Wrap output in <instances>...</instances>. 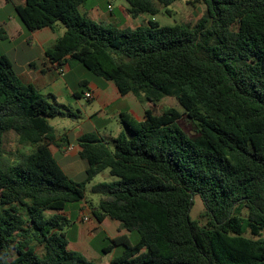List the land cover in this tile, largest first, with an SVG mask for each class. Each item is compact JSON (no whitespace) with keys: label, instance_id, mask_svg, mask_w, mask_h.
Listing matches in <instances>:
<instances>
[{"label":"trees","instance_id":"trees-1","mask_svg":"<svg viewBox=\"0 0 264 264\" xmlns=\"http://www.w3.org/2000/svg\"><path fill=\"white\" fill-rule=\"evenodd\" d=\"M8 1L31 33L65 28L46 51L55 68L79 64L122 96L154 106L174 98L184 112L147 110L142 122L124 113L126 131L112 142L85 134L88 168L75 183L50 149L60 147L50 120L70 107L0 57V264H95L69 249L64 212L105 171L119 180L92 188L96 220L140 236L135 245L109 239L104 254L124 248L109 264H264V0H203L206 15L193 26L150 20L135 30L88 19L80 8L89 0ZM125 1L129 15L155 18L178 0ZM9 39L0 25V42ZM184 117L196 135L178 125ZM9 133L31 153L8 161ZM192 196L203 200L205 227L191 218Z\"/></svg>","mask_w":264,"mask_h":264},{"label":"crops","instance_id":"crops-1","mask_svg":"<svg viewBox=\"0 0 264 264\" xmlns=\"http://www.w3.org/2000/svg\"><path fill=\"white\" fill-rule=\"evenodd\" d=\"M6 3L10 2L8 0H0V6ZM85 5L83 7H85ZM109 7H112V11H110ZM128 9L129 5L125 0L120 5V8L115 7L114 0H107L105 10L98 4L92 6L89 10H85L82 15L103 26H114L120 29L132 30L142 27L150 20L157 21V16L152 19H148V16L143 14L133 17L129 15ZM0 25L6 28L9 34V40L18 39L19 45L24 51H38V56L31 60L15 59V61H13L6 54L2 56H6L10 59L19 79L24 84L34 86L44 95H54L59 105L71 107V105L75 103V105L77 104L78 106L82 99L96 103L99 107V112L96 113L95 116L97 121L100 120L101 126H104V123L109 120V110L113 111L111 115L114 118L120 119L122 114L128 113L139 122L145 120V113L147 110L152 111L155 115H160V113L156 111L157 106L140 100L134 94L130 93L126 96H122L117 86L111 81L95 76V78L86 79L79 64L66 65L61 69L55 68L53 64L46 59V51L53 47L65 34L66 30L62 25H57L54 29L48 28L31 33L23 28L15 16L13 19H8L7 21L0 20ZM74 73H77V76L79 73H81V75L78 76V78L74 77V79H71ZM87 94H90L92 99H87ZM89 119L91 120V118ZM78 128L79 129L74 133L73 140L71 132L67 133L63 138L57 136V143L60 147L52 146L50 148L56 160H58L57 156L61 158V163L57 162L67 176L68 173H66V170L73 172L79 161L78 159H80L78 141L85 134L95 133L106 142H112L121 133L126 131L122 124H119L118 131L113 133L108 132L103 135L95 131L87 133L81 129L80 125ZM73 141L76 142V144H73ZM64 168L67 169L65 170ZM100 200L101 198L98 197L97 203H90L89 201L91 200L87 198L86 201L80 204V209L82 211L81 221L83 217L87 216L90 221L93 218L96 220L94 212H98L97 208ZM64 215L67 218L70 216L66 210ZM96 232H100L101 234L104 233L107 239L112 240L121 236H127L129 238V233L122 229L119 222H113V220L106 218L102 223L97 221L96 225L82 230L80 235H78L73 242H69V249L83 254L85 258L92 261L100 262L103 259L102 255L91 247V244L97 238L95 235Z\"/></svg>","mask_w":264,"mask_h":264},{"label":"rangeland","instance_id":"rangeland-1","mask_svg":"<svg viewBox=\"0 0 264 264\" xmlns=\"http://www.w3.org/2000/svg\"><path fill=\"white\" fill-rule=\"evenodd\" d=\"M124 2V0H114V5L117 8H120V5ZM101 5L103 7V10L106 9L107 0H89L88 3H86L85 7L81 8V13L83 14L85 10H89L92 6L95 5ZM207 7L203 0H178L175 4H173L169 8L160 7V14L156 17L157 22L162 27H170L177 24H184V25H195L200 19H202L206 15ZM169 12V13H168ZM16 17L17 20L20 22V24L23 26V28L27 31L26 27L18 17V14L16 13L13 4L6 3L2 6H0V20L7 21L8 19H13V17ZM148 19H152V17L148 16ZM107 25V24H106ZM234 30H237V27L234 28ZM8 55L13 61L18 59H24V60H31L35 59L38 56V51L34 52H26L22 49V47L19 45L18 39H11L8 41H1L0 42V57L2 55ZM80 67L83 70V74L86 79L95 78L89 71H87L83 66L80 65ZM81 73L78 74L80 76ZM77 73H74V76L71 77V79H74V77L78 78ZM86 107V108H84ZM71 112L68 113V116L66 118H57L50 120V124L56 129V134L58 137H65L67 133L72 134V140L74 133L76 130H78V126L80 125L81 129L85 132H91L95 131L96 133H101L102 135L105 133H113L118 131L119 124H121L119 118H114L112 114V110H109L110 113L109 120L104 123V126H101V123L97 121L96 119V113L99 112V107L96 105V103L88 102L85 99L80 100V104L77 106L75 103H73L70 107ZM167 109H176L180 113H183V108L179 105L176 99L174 98H166L164 99L158 106H157V113H160V115ZM91 118V120L89 119ZM178 125L184 129L187 133H191L193 136L196 135L194 131V126L187 121V119L184 117L182 120L178 122ZM95 126V127H94ZM73 144H76V142L73 141ZM5 153L7 154L6 159L8 161H15V158L18 157L20 154H30L31 148L21 146L18 142V138L14 133H9L5 136L4 139V147H3ZM57 161L61 163V158L57 156ZM77 166L73 172H69V170H66V173H68V176L70 179L75 183H83L85 180V172L87 169V162L78 159ZM12 161V162H13ZM11 163V162H10ZM119 179L112 177L109 173V171H105L104 173L100 174L96 179L89 185H87V198L91 202H98V197L91 194V190L94 186L99 184H111L117 182ZM194 206L191 210V218L193 221L198 222L202 227H205L208 223V217L206 214V208L203 203V200L201 196H195L194 199ZM81 203H71L67 205L66 212L70 214L68 216V221L66 222V228L65 232L67 234V238L69 242H73L78 235H80V232L84 230L87 227H92L93 225L97 224V221L93 218L90 222L84 223L83 220L85 217H83V220L81 221L82 217V211L80 209ZM51 213H48L47 216H50ZM111 220V219H109ZM115 222V221H113ZM95 235L97 238L94 240V242L91 244V247L98 251L102 255V260L100 262L92 261L88 258L87 260L95 263V264H109L114 258L119 257L123 254L124 248L123 247H116L110 254H104V250L109 247L110 241L106 238V235L104 233L96 232ZM140 236L137 233L129 234V241L131 244L135 245L137 242H139ZM34 244L36 245L37 251L42 254L43 248L37 244L36 241H34ZM39 254V255H40ZM83 255V254H82ZM84 256V255H83Z\"/></svg>","mask_w":264,"mask_h":264},{"label":"built area","instance_id":"built-area-1","mask_svg":"<svg viewBox=\"0 0 264 264\" xmlns=\"http://www.w3.org/2000/svg\"><path fill=\"white\" fill-rule=\"evenodd\" d=\"M109 9H110V11H112V7H109ZM86 97H87V99H92V96L90 94H87ZM71 150H73V149H71ZM83 222H85V223L90 222L89 217L88 216L85 217L84 220H83Z\"/></svg>","mask_w":264,"mask_h":264},{"label":"water","instance_id":"water-1","mask_svg":"<svg viewBox=\"0 0 264 264\" xmlns=\"http://www.w3.org/2000/svg\"><path fill=\"white\" fill-rule=\"evenodd\" d=\"M193 199H194V196H192L191 201H193Z\"/></svg>","mask_w":264,"mask_h":264}]
</instances>
